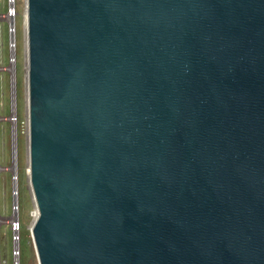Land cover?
<instances>
[{
  "label": "water",
  "instance_id": "95a60500",
  "mask_svg": "<svg viewBox=\"0 0 264 264\" xmlns=\"http://www.w3.org/2000/svg\"><path fill=\"white\" fill-rule=\"evenodd\" d=\"M38 264H264V0H26Z\"/></svg>",
  "mask_w": 264,
  "mask_h": 264
},
{
  "label": "rangeland",
  "instance_id": "374dc122",
  "mask_svg": "<svg viewBox=\"0 0 264 264\" xmlns=\"http://www.w3.org/2000/svg\"><path fill=\"white\" fill-rule=\"evenodd\" d=\"M5 0H0V14L5 12ZM18 15L15 18L16 67L15 104L21 121L27 117V43L23 27L26 0H17ZM6 22L0 20V66L8 65ZM14 94V93H13ZM12 94V96H14ZM10 106V76L0 71V116H7ZM10 124L0 121V264H10L12 254L19 250L20 264H38L31 226L37 209L29 183V159L25 134L16 135V160L12 156ZM13 157V158H12ZM5 168V169H4ZM17 169V182L13 173ZM17 192V193H15ZM15 197V199H14ZM18 222L19 228L12 230L11 223Z\"/></svg>",
  "mask_w": 264,
  "mask_h": 264
},
{
  "label": "built area",
  "instance_id": "2783aa9c",
  "mask_svg": "<svg viewBox=\"0 0 264 264\" xmlns=\"http://www.w3.org/2000/svg\"><path fill=\"white\" fill-rule=\"evenodd\" d=\"M5 3H6L5 12L0 14V20H3L6 22V33L8 35L7 44H6L7 51H8V57H7L8 65L6 67L0 66V71L6 70L10 76V106H9L8 115L0 116V121L5 120L10 124L11 150H12V154L14 155V159L16 160V135L18 131H20L21 134H25L26 140L28 143V129L29 128H28V115L26 117V120L21 121L19 117V113L17 111L16 104H15V67H16L15 18L18 15L17 0H5ZM23 27L26 33V30H27L26 29V14L23 17ZM25 84L27 86V79L25 81ZM12 94L14 96H12ZM27 150H28V146H27ZM1 169L3 168L0 166V170ZM13 179L14 181L17 182V179H18L17 169L13 173ZM11 226H12V230H17L18 222H12ZM10 264H20L18 249H16L15 252H13L12 260Z\"/></svg>",
  "mask_w": 264,
  "mask_h": 264
},
{
  "label": "trees",
  "instance_id": "16d2710c",
  "mask_svg": "<svg viewBox=\"0 0 264 264\" xmlns=\"http://www.w3.org/2000/svg\"><path fill=\"white\" fill-rule=\"evenodd\" d=\"M18 228H19V224H18Z\"/></svg>",
  "mask_w": 264,
  "mask_h": 264
},
{
  "label": "bare ground",
  "instance_id": "6f19581e",
  "mask_svg": "<svg viewBox=\"0 0 264 264\" xmlns=\"http://www.w3.org/2000/svg\"><path fill=\"white\" fill-rule=\"evenodd\" d=\"M14 199H15V197H14ZM32 227V226H31Z\"/></svg>",
  "mask_w": 264,
  "mask_h": 264
}]
</instances>
